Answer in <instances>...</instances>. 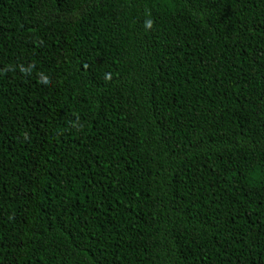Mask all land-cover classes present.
I'll list each match as a JSON object with an SVG mask.
<instances>
[{"label": "trees", "instance_id": "obj_1", "mask_svg": "<svg viewBox=\"0 0 264 264\" xmlns=\"http://www.w3.org/2000/svg\"><path fill=\"white\" fill-rule=\"evenodd\" d=\"M0 264H264V0H0Z\"/></svg>", "mask_w": 264, "mask_h": 264}]
</instances>
